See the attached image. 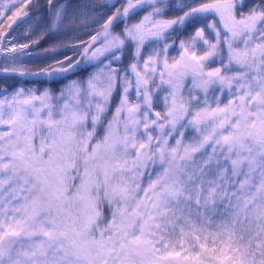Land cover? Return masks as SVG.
<instances>
[{
    "label": "snow or ice",
    "instance_id": "6c2138e0",
    "mask_svg": "<svg viewBox=\"0 0 264 264\" xmlns=\"http://www.w3.org/2000/svg\"><path fill=\"white\" fill-rule=\"evenodd\" d=\"M0 264H264V0H0Z\"/></svg>",
    "mask_w": 264,
    "mask_h": 264
}]
</instances>
